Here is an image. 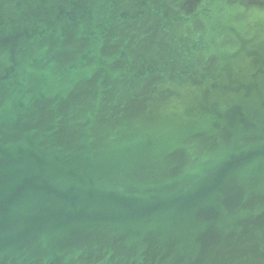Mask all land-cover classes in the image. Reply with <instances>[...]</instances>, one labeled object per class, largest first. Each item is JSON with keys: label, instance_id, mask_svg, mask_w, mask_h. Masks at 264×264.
Masks as SVG:
<instances>
[{"label": "water", "instance_id": "water-1", "mask_svg": "<svg viewBox=\"0 0 264 264\" xmlns=\"http://www.w3.org/2000/svg\"><path fill=\"white\" fill-rule=\"evenodd\" d=\"M0 264H264V0H0Z\"/></svg>", "mask_w": 264, "mask_h": 264}]
</instances>
